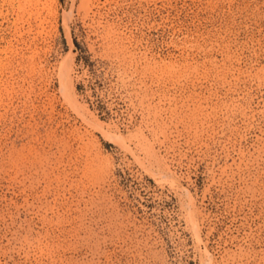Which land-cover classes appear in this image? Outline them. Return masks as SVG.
Masks as SVG:
<instances>
[{
    "label": "rangeland",
    "instance_id": "obj_1",
    "mask_svg": "<svg viewBox=\"0 0 264 264\" xmlns=\"http://www.w3.org/2000/svg\"><path fill=\"white\" fill-rule=\"evenodd\" d=\"M0 264H264V0H0Z\"/></svg>",
    "mask_w": 264,
    "mask_h": 264
},
{
    "label": "bare ground",
    "instance_id": "obj_2",
    "mask_svg": "<svg viewBox=\"0 0 264 264\" xmlns=\"http://www.w3.org/2000/svg\"><path fill=\"white\" fill-rule=\"evenodd\" d=\"M116 138H117V137H115V139H116ZM117 139H118V138H117ZM117 139H116V140H117ZM119 139H120V138H119ZM195 230H196V229H195ZM197 237H198V236H197ZM206 261H207V260H206ZM208 261H209V260H208Z\"/></svg>",
    "mask_w": 264,
    "mask_h": 264
}]
</instances>
